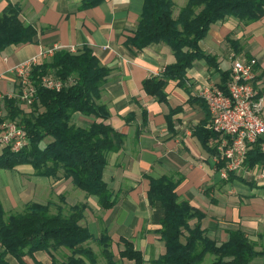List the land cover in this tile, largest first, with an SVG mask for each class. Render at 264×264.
<instances>
[{"label": "crops", "instance_id": "crops-1", "mask_svg": "<svg viewBox=\"0 0 264 264\" xmlns=\"http://www.w3.org/2000/svg\"><path fill=\"white\" fill-rule=\"evenodd\" d=\"M81 1L0 0V13L8 2L18 4L19 18L37 31L32 42L11 44L0 50V111L6 112L4 96L18 94L17 77L12 72L17 63L53 46L73 47L74 52L90 47L101 64L110 69L100 92V101L109 110L106 123L124 135L120 148L107 154L102 173L103 180L117 195V202L103 209L97 197L76 187L62 172L56 177L40 175L25 163L0 168V201L4 210L21 211L25 204L35 202L50 205L53 213L62 210L66 214L70 206L84 204L86 209L79 223L95 238L103 231L111 237L115 264H134L119 255L121 237L132 241L141 251L144 264H154L165 251L164 242L155 232L163 208L159 202L149 204L146 192L149 178L168 175L178 180L175 189L178 199L188 201L203 213L201 227L210 239L222 243L229 232L240 229L257 241L256 249H260L264 244V178L256 173L264 166L245 168L250 172L237 173L241 179L228 178V173L226 177L221 175L224 166L211 151L212 139H208L207 146L199 139V129L211 130V115L198 90L217 85L220 71L230 73L234 58H254L255 85L264 117V15L248 23L232 16L212 23L198 44L215 58L217 66L196 59L187 67L183 81L166 83V99L158 101L144 91L142 83L174 63L173 52L162 42L150 43L139 51L124 44L133 34L143 0H100L80 7ZM172 2L175 18L187 0ZM72 119L81 127H87L93 120L78 112L73 113ZM86 245L97 255L95 264H107L95 242ZM51 254L61 260L59 255H68L69 251L60 248ZM33 255L43 263L51 260L42 250ZM213 258L212 254H206L202 264H210ZM7 260L21 264L11 255ZM23 261L33 264L28 256ZM263 263L264 256L250 262Z\"/></svg>", "mask_w": 264, "mask_h": 264}, {"label": "trees", "instance_id": "trees-1", "mask_svg": "<svg viewBox=\"0 0 264 264\" xmlns=\"http://www.w3.org/2000/svg\"><path fill=\"white\" fill-rule=\"evenodd\" d=\"M100 0H82L80 7L97 4ZM172 0H143L142 12L133 34L126 38L127 47L139 51L150 43L162 42L169 46L175 62L168 64L158 76L143 80L144 91L158 101H164V86L169 80L183 81L187 67L196 59H203L209 66H217L215 58L202 51L199 41L210 25L230 16L242 23L253 22L264 15V0H187L172 16ZM21 8L8 2L0 13V50L11 44L30 43L36 29L19 18ZM52 73L63 82L59 90L42 85L44 75ZM110 69L101 64L92 49L84 46L77 52L60 49L52 56L34 64L30 79L35 86V95L28 112L18 96L3 97L5 115L0 118L15 120L28 136L27 145L18 151L3 147L0 152V168H13L18 164H30L35 173L45 176L71 178L76 187L97 197L101 208L108 209L117 202V195L103 180L102 173L107 163V154L122 145L124 135L106 123L109 117L107 106L100 101V92L107 81ZM229 71H220L217 86L226 92ZM78 112L93 118L87 127L73 122V113ZM199 139L207 146L209 138L216 133L199 129ZM243 166H264V152L260 139L251 144ZM212 152L217 154L215 148ZM223 166H225V161ZM228 178H239L237 173L227 172ZM178 180L162 175L149 178L147 199L149 204L159 202L163 216L156 235L164 242L165 251L154 264H202L206 254L214 256L210 264H250L258 256H264V244L256 249L258 242L250 239L244 231L229 232L225 242L210 239L201 227L203 213L179 200L175 191ZM86 205L70 206L68 213L50 211V205L29 202L21 211L6 212L0 201V264H11V255L21 264L23 258L33 259V264H95L97 255L87 244L95 242L107 264H115L111 250L112 239L103 231L95 238L79 221ZM195 220L193 224L191 220ZM119 255L144 264L142 253L129 239L120 238ZM65 248L68 255L61 260L51 254ZM42 250L50 255V262L34 258V252ZM264 264V263H263Z\"/></svg>", "mask_w": 264, "mask_h": 264}, {"label": "built area", "instance_id": "built-area-1", "mask_svg": "<svg viewBox=\"0 0 264 264\" xmlns=\"http://www.w3.org/2000/svg\"><path fill=\"white\" fill-rule=\"evenodd\" d=\"M60 49L74 52L73 47L53 46L39 51L36 55L20 61L12 72L17 77L19 97L25 110H29L35 95V86L30 79L31 67L53 55ZM256 60L234 58L231 63L226 92L217 85H206L198 90V96L206 103L211 115L210 128L217 135L212 144L219 159L225 161L221 175L226 177L228 171L244 174L250 172L243 166L246 153L252 143L260 139V149L264 152V117L261 114L258 88L255 85ZM42 85L59 90L63 82L52 73L44 75ZM5 113L0 111V118ZM28 136L25 129L15 120L4 119L0 125V148L8 147L18 151L27 145ZM257 177L264 178V169H259Z\"/></svg>", "mask_w": 264, "mask_h": 264}, {"label": "rangeland", "instance_id": "rangeland-1", "mask_svg": "<svg viewBox=\"0 0 264 264\" xmlns=\"http://www.w3.org/2000/svg\"><path fill=\"white\" fill-rule=\"evenodd\" d=\"M2 112V111H1ZM26 112H28L27 110H26ZM1 150V149H0ZM95 198H96V196H95ZM13 212H16V211H13ZM58 251H56V253H57ZM59 257L60 258H62L60 255H59ZM206 263H207V261H206Z\"/></svg>", "mask_w": 264, "mask_h": 264}]
</instances>
